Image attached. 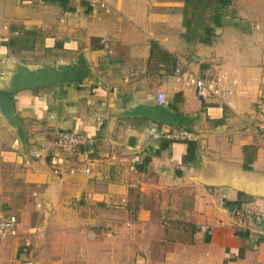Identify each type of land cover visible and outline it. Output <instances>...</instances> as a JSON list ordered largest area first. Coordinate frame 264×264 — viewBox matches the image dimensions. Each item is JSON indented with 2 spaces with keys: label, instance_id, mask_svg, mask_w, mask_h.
<instances>
[{
  "label": "crops",
  "instance_id": "crops-1",
  "mask_svg": "<svg viewBox=\"0 0 264 264\" xmlns=\"http://www.w3.org/2000/svg\"><path fill=\"white\" fill-rule=\"evenodd\" d=\"M104 1L0 0V264H264V0ZM177 69L237 85L202 101Z\"/></svg>",
  "mask_w": 264,
  "mask_h": 264
},
{
  "label": "built area",
  "instance_id": "built-area-1",
  "mask_svg": "<svg viewBox=\"0 0 264 264\" xmlns=\"http://www.w3.org/2000/svg\"><path fill=\"white\" fill-rule=\"evenodd\" d=\"M90 7L93 9H102L106 7L104 0H90ZM107 38H103V41H107ZM180 80L186 85L194 87L196 96L202 101H215L226 102L228 96L233 94V88L227 87L226 84L230 82L233 86L237 85V79L230 77L226 72L219 71L213 74L195 75L190 71H180ZM157 100L164 103L166 101V95L164 92L157 94ZM256 113L260 114L262 118L257 119L253 128L257 131L258 135L264 138V96H260L256 99L254 104ZM167 137L172 140H192L195 138V133L186 127L171 128L167 133ZM92 138L81 132H58L55 140L54 147L64 154H72L81 148L89 147L92 144ZM41 156V152L37 150H28L25 159V164L29 163L32 158L38 159ZM75 168H68L69 173H74ZM54 173L58 174L61 170L55 168ZM82 171L84 174L91 173V167L88 163H85ZM243 218L238 221V224H243ZM200 231L204 234L210 235L212 231L207 226H200ZM18 234V217L14 213L3 214L0 213V236H16ZM28 244V242H26Z\"/></svg>",
  "mask_w": 264,
  "mask_h": 264
},
{
  "label": "water",
  "instance_id": "water-1",
  "mask_svg": "<svg viewBox=\"0 0 264 264\" xmlns=\"http://www.w3.org/2000/svg\"><path fill=\"white\" fill-rule=\"evenodd\" d=\"M41 78L45 79L46 77H41ZM54 79L55 78H51V80H54ZM47 80H49V79L46 78V80H42V81L47 82ZM42 81L41 80H37V81H35V84H39ZM1 97H2V103H3L2 105H3V107H5L8 112H11L12 111V103H11L10 98H8V95H6L5 93L2 94Z\"/></svg>",
  "mask_w": 264,
  "mask_h": 264
},
{
  "label": "rangeland",
  "instance_id": "rangeland-1",
  "mask_svg": "<svg viewBox=\"0 0 264 264\" xmlns=\"http://www.w3.org/2000/svg\"><path fill=\"white\" fill-rule=\"evenodd\" d=\"M15 203L18 204L19 202L16 201ZM96 238H97V243H99V240H101V238H98V237H96ZM94 250H96V249H94Z\"/></svg>",
  "mask_w": 264,
  "mask_h": 264
},
{
  "label": "trees",
  "instance_id": "trees-1",
  "mask_svg": "<svg viewBox=\"0 0 264 264\" xmlns=\"http://www.w3.org/2000/svg\"><path fill=\"white\" fill-rule=\"evenodd\" d=\"M189 143H192V142H189Z\"/></svg>",
  "mask_w": 264,
  "mask_h": 264
}]
</instances>
